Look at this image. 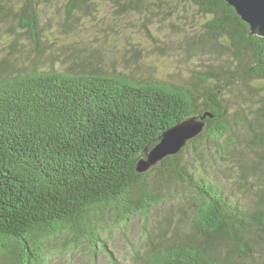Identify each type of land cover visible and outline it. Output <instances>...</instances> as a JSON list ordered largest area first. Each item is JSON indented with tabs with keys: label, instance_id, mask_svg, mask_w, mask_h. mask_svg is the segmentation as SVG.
Listing matches in <instances>:
<instances>
[{
	"label": "trees",
	"instance_id": "trees-1",
	"mask_svg": "<svg viewBox=\"0 0 264 264\" xmlns=\"http://www.w3.org/2000/svg\"><path fill=\"white\" fill-rule=\"evenodd\" d=\"M58 240L89 264H264V35L227 1L0 0V264H48Z\"/></svg>",
	"mask_w": 264,
	"mask_h": 264
},
{
	"label": "water",
	"instance_id": "water-1",
	"mask_svg": "<svg viewBox=\"0 0 264 264\" xmlns=\"http://www.w3.org/2000/svg\"><path fill=\"white\" fill-rule=\"evenodd\" d=\"M232 5L241 19L250 27V32L264 35V0H225ZM204 116L200 119L187 118L176 123L166 131L145 151V157L137 161V171H146L156 165L167 155L175 154L190 139L203 129Z\"/></svg>",
	"mask_w": 264,
	"mask_h": 264
},
{
	"label": "rangeland",
	"instance_id": "rangeland-1",
	"mask_svg": "<svg viewBox=\"0 0 264 264\" xmlns=\"http://www.w3.org/2000/svg\"><path fill=\"white\" fill-rule=\"evenodd\" d=\"M135 46L141 47V45L138 43H136ZM104 47H105L103 48L104 54L108 58L110 56H116L119 63L123 61L124 57L131 56L132 51L129 50V48L131 47V44H129L128 40H125L124 36L120 34L114 35L112 38L108 39L105 42ZM113 50L115 51L114 53H112ZM156 67H157L156 69L161 72H163V70L171 71V69H169L171 67L168 66L169 67L168 68L163 63H159ZM132 225L133 226H132L130 237L132 240L137 241L141 239L140 233H141L142 220L139 218H136ZM120 239L121 238L119 237L113 241V246L118 253H121V251H124L126 248L125 246H123L124 245L123 241H121ZM55 244L56 245L54 247V250L52 251L53 252L52 258H50V260L48 261V264H89L86 262L85 258L83 257L86 255L83 252H81V254L83 255L82 257L80 255H75V258H73L72 260H69L70 256L64 257L63 254H60L62 245L60 244L59 240L56 241ZM100 258L101 260L98 262V264H110L109 262L106 261V259L103 256H101Z\"/></svg>",
	"mask_w": 264,
	"mask_h": 264
}]
</instances>
